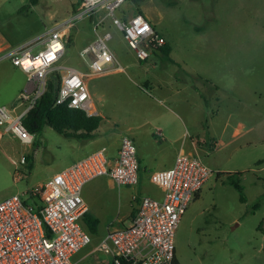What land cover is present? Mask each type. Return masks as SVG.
I'll return each mask as SVG.
<instances>
[{
    "label": "rangeland",
    "instance_id": "rangeland-1",
    "mask_svg": "<svg viewBox=\"0 0 264 264\" xmlns=\"http://www.w3.org/2000/svg\"><path fill=\"white\" fill-rule=\"evenodd\" d=\"M71 1L39 0L31 5L29 0H0V33L17 43L42 38L72 15ZM127 3L143 11L169 40L170 57L186 64V74L202 96L197 128L205 139L210 130L218 142L199 153L213 173L178 224L180 263L263 264L259 227L264 209L259 205L264 203V0ZM85 26L71 28L60 65L83 66L76 47L91 38ZM109 30V45L124 66L156 62L158 67L166 63L176 68L162 55L141 65L122 32L112 24ZM177 77H182L179 71ZM25 84L22 71L10 59H0V106L15 104ZM76 144L48 126L34 134L31 146L12 137L0 140V201L53 176ZM21 156L26 163L20 164Z\"/></svg>",
    "mask_w": 264,
    "mask_h": 264
},
{
    "label": "built area",
    "instance_id": "built-area-1",
    "mask_svg": "<svg viewBox=\"0 0 264 264\" xmlns=\"http://www.w3.org/2000/svg\"><path fill=\"white\" fill-rule=\"evenodd\" d=\"M126 2L82 0L69 18L42 38L0 52V59H10L26 74V86L16 103L0 106V140L12 137L22 144H33L34 134L24 119L46 92L51 72L61 75L57 104L95 115L88 79L122 68L109 45L110 24L122 32L141 62L166 44L144 13L118 15ZM76 24H86L93 34V40L79 52L87 72L59 64L66 54V38ZM38 46L43 48L36 51ZM26 161L21 156L20 164ZM212 173L199 155L179 152L171 168L151 176L162 189V197L143 196L131 224L108 233L98 249L111 255L110 264H178V224ZM99 176L117 184L138 183L137 152L129 136L122 137L115 159L111 160L105 149L94 151L45 183L0 201V264H73L72 257L91 243L90 234L81 224L88 210L82 190Z\"/></svg>",
    "mask_w": 264,
    "mask_h": 264
},
{
    "label": "crops",
    "instance_id": "crops-1",
    "mask_svg": "<svg viewBox=\"0 0 264 264\" xmlns=\"http://www.w3.org/2000/svg\"><path fill=\"white\" fill-rule=\"evenodd\" d=\"M81 1H71V12L74 13L79 8ZM135 7V4L128 5V3L122 6L119 10L121 17L133 14L136 11ZM152 25L156 29L153 23ZM85 27L86 33H90L91 38L85 42L81 41L76 47L83 66L75 68L82 72H87L88 67L80 58L79 52L93 40V34L87 25ZM156 31L159 32L157 29ZM159 34L163 36L161 32ZM163 37L168 46L169 62L176 68L169 67L166 63L158 67L156 62H152L150 66L136 64L124 66L119 61L122 65L121 69L90 77L87 83L92 109L94 114L101 118L100 125L90 139L63 135L75 139L77 144L73 155L64 162L58 172L100 149H105L111 160L115 159L123 136H129L133 140L138 159L139 177L136 184H117L107 176H99L84 185L82 196L88 210L81 224L90 234L91 243L72 257L73 264H110L111 255L98 249L107 234L131 224L143 196L161 198L163 195L162 189L151 181L152 174L171 168L179 152L199 155L204 147L215 148L218 144L210 130L207 133L208 139L202 137L199 132L197 127L202 98L200 87L194 79L191 78L190 82L186 74V64H181L177 59L170 57L173 54V47L169 40ZM26 43L10 42L0 33V52ZM161 55L165 56L161 50H158L148 61H138L144 65L153 60V57ZM178 71L182 77H177ZM22 73L26 76L24 72ZM134 73L143 78L136 80L133 77ZM51 177L38 185L45 183ZM198 195L199 192L196 196ZM259 208L264 209V203H260ZM86 215L97 221L95 229L86 222ZM263 223L264 218L259 227L262 232L260 244L262 251H264ZM176 259L181 264L177 251Z\"/></svg>",
    "mask_w": 264,
    "mask_h": 264
},
{
    "label": "trees",
    "instance_id": "trees-1",
    "mask_svg": "<svg viewBox=\"0 0 264 264\" xmlns=\"http://www.w3.org/2000/svg\"><path fill=\"white\" fill-rule=\"evenodd\" d=\"M29 1L31 5L39 3V0ZM136 11L143 13L141 10ZM160 50L165 56H168L167 44ZM60 82L61 75L59 72L55 71L49 74L47 90L39 99L35 108L24 119L25 126L32 134H37L44 127L48 126L66 137H76L78 139L92 138L95 130L100 125L101 118L97 115H88L85 111L71 108L67 104H57L56 99ZM85 219L89 226L95 229L97 221L87 215Z\"/></svg>",
    "mask_w": 264,
    "mask_h": 264
}]
</instances>
